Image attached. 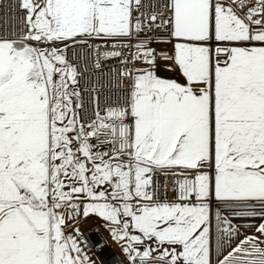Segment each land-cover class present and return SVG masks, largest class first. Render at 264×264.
Returning a JSON list of instances; mask_svg holds the SVG:
<instances>
[{
  "label": "snow or ice",
  "instance_id": "6c2138e0",
  "mask_svg": "<svg viewBox=\"0 0 264 264\" xmlns=\"http://www.w3.org/2000/svg\"><path fill=\"white\" fill-rule=\"evenodd\" d=\"M92 217L117 264H264V0H0V264H104Z\"/></svg>",
  "mask_w": 264,
  "mask_h": 264
},
{
  "label": "built area",
  "instance_id": "2783aa9c",
  "mask_svg": "<svg viewBox=\"0 0 264 264\" xmlns=\"http://www.w3.org/2000/svg\"><path fill=\"white\" fill-rule=\"evenodd\" d=\"M162 36L166 35L165 33L161 34ZM89 44H104V41H100V40H90ZM79 51L84 54L88 52V48L87 46L79 49ZM86 63L89 69L88 75L90 76V78L95 81L97 78H99L100 83L101 84H107L108 80H110V75H101V73L97 72L95 69L92 68V58L91 56H87L86 58ZM111 67H118L117 61L115 60H110L105 62L104 65V73L107 74L109 72V69ZM127 85H125L126 87ZM115 89H110V88H102L101 92H102V97H103V93L105 92H111ZM160 185H161V196L163 197L165 194L167 195V199L168 200H173L176 197V192L174 190V186H173V180L171 178H166L163 175L159 176L156 178ZM97 228L100 233L103 235V237L106 239V241L108 242L109 246H110V250L107 249V251H103L101 252V254H98L95 250H93L91 252V255L93 256L94 259H96L98 262L99 261H104V264H117L118 261H122L123 257L120 254V250L119 248L114 245V243L109 239V235L107 234V232L105 231L103 225L98 221L97 218H91L86 220L82 225H79L80 231L83 233V238L87 241L86 237L87 234L91 232V230H93L92 228ZM72 234L73 233V229L71 228ZM89 244V243H88ZM90 246V244H89Z\"/></svg>",
  "mask_w": 264,
  "mask_h": 264
},
{
  "label": "rangeland",
  "instance_id": "374dc122",
  "mask_svg": "<svg viewBox=\"0 0 264 264\" xmlns=\"http://www.w3.org/2000/svg\"><path fill=\"white\" fill-rule=\"evenodd\" d=\"M152 47H155V48H157V50L158 51H161V50H163V51H167V52H169V53H171V50H172V47H173V45L171 44V43H169V44H157V43H153V45H152ZM164 62L163 61H161V66H160V72H159V74L161 75V76H165V77H169V78H175L176 77V75H177V73H175V72H169V71H167L165 68H164ZM219 207V205H218V203L215 201V199H213L212 200V208H213V210H215L216 208H218ZM224 215H230V213L229 212H227V211H225L224 213H223ZM92 218H95V217H92ZM86 220H84L83 218L81 219V221H80V223H79V225H82L84 222H85ZM98 221L103 225V222L101 221V220H99L98 219ZM234 224H242V223H245V221L244 220H242V219H233V221H232ZM78 225V226H79ZM104 227V226H103ZM93 230H91V232L90 233H88L87 234V237H86V239H87V242L90 244V246L91 245H93L94 244V242L96 241V240H100V239H103L104 241H105V243L107 244V247H106V249L104 250L105 252L107 251V249L108 250H110V246H109V244H108V242L106 241V239L103 237V235L100 233V231L95 227V228H92ZM105 229V228H104ZM106 231V230H105ZM215 231H216V229H215V220H213V225H212V232H213V245H214V241H215ZM241 231L243 232V231H245L244 229H241ZM107 232V231H106ZM67 234H72V231H71V228H69V229H67L66 230V235ZM107 234H108V232H107ZM109 235V234H108ZM110 239V238H109ZM111 240V239H110ZM112 241V240H111ZM113 242V241H112ZM114 243V242H113ZM114 245H116L115 243H114ZM117 246V245H116ZM118 247V246H117ZM119 248V247H118ZM95 250V249H94ZM98 254H101V252H99V251H97V250H95ZM213 259H215V257H213Z\"/></svg>",
  "mask_w": 264,
  "mask_h": 264
}]
</instances>
